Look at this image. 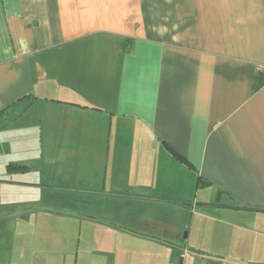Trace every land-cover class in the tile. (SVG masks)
Segmentation results:
<instances>
[{"label": "crops", "instance_id": "1", "mask_svg": "<svg viewBox=\"0 0 264 264\" xmlns=\"http://www.w3.org/2000/svg\"><path fill=\"white\" fill-rule=\"evenodd\" d=\"M262 66L264 0H0V264H264Z\"/></svg>", "mask_w": 264, "mask_h": 264}, {"label": "rangeland", "instance_id": "2", "mask_svg": "<svg viewBox=\"0 0 264 264\" xmlns=\"http://www.w3.org/2000/svg\"><path fill=\"white\" fill-rule=\"evenodd\" d=\"M159 207H162L163 208V210L162 211H160L159 210ZM155 213H168V212H170L171 210H168V208H167V206H155ZM205 211V210H204ZM206 213H210V211H205ZM212 213V212H211Z\"/></svg>", "mask_w": 264, "mask_h": 264}, {"label": "trees", "instance_id": "3", "mask_svg": "<svg viewBox=\"0 0 264 264\" xmlns=\"http://www.w3.org/2000/svg\"><path fill=\"white\" fill-rule=\"evenodd\" d=\"M123 48H124V50H127V49L129 48V45H128L127 42H125V43L123 44ZM4 111H5V110H2V111L0 112V116L3 114ZM1 122H2V121H0V128L3 127V125L1 124Z\"/></svg>", "mask_w": 264, "mask_h": 264}, {"label": "built area", "instance_id": "4", "mask_svg": "<svg viewBox=\"0 0 264 264\" xmlns=\"http://www.w3.org/2000/svg\"><path fill=\"white\" fill-rule=\"evenodd\" d=\"M264 70V66L261 67Z\"/></svg>", "mask_w": 264, "mask_h": 264}]
</instances>
